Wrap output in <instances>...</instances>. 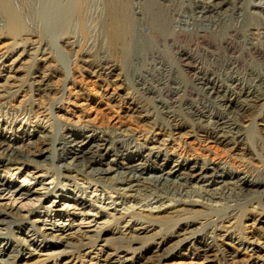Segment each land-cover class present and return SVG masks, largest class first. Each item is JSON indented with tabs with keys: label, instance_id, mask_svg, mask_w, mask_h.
<instances>
[{
	"label": "bare ground",
	"instance_id": "1",
	"mask_svg": "<svg viewBox=\"0 0 264 264\" xmlns=\"http://www.w3.org/2000/svg\"><path fill=\"white\" fill-rule=\"evenodd\" d=\"M74 21L86 38L96 23L100 42L79 49L80 40L70 33ZM46 33L100 87L121 80V73L128 75L141 62L161 69L137 77L134 89L143 100L165 98L153 109L177 107L185 113L168 125L151 113L137 114L159 131L158 138L82 122L81 106L61 103L51 84L59 62ZM3 42L0 198H43L28 208L0 199V226L5 227L0 228V264H166L183 256L264 264V250L255 240L231 235L248 206L264 204V173L252 176L226 164L182 159L175 140L186 131L214 147L247 150L264 163V5L253 0H0ZM104 43L109 51L102 50V57ZM171 60L179 75L171 73ZM107 90L106 96L116 100L117 93ZM46 100H56L50 112ZM207 103L224 109L212 121ZM255 111L261 155L249 146L253 125L247 123ZM13 165L48 173L50 166L57 168L51 176L56 184L46 193L16 186L2 175ZM52 196L79 209L45 207ZM197 208L210 213L188 216ZM199 219L217 227L236 222L221 235L201 232ZM34 256L39 259L33 262Z\"/></svg>",
	"mask_w": 264,
	"mask_h": 264
},
{
	"label": "rangeland",
	"instance_id": "2",
	"mask_svg": "<svg viewBox=\"0 0 264 264\" xmlns=\"http://www.w3.org/2000/svg\"><path fill=\"white\" fill-rule=\"evenodd\" d=\"M253 2L255 4L264 5V0H253ZM77 23L78 22L74 21V24H73L72 29H71L72 31L70 30V33H72V35L74 34V36H76V38L78 37L77 39L80 40V48L79 49H81V48L84 49L87 47L88 44H91L93 42L94 43L100 42V41L99 42L96 41V40H98V37H99L98 33H100L98 27L95 25L96 23L93 24L94 26L93 25L91 26V28L93 30L91 28L90 29L88 28V31L89 30L90 31L87 33V36H88L87 38L84 35H83L84 37L81 36L83 34V32H82L81 28H79L80 27V26H78L79 24H77ZM93 31H95V32H93ZM79 33H81V34H79ZM95 33H97V36ZM46 35H47L46 36L47 39L50 41V44L52 46L53 51L54 52L56 51L54 54H55L56 58H58L57 60L59 62L58 63L59 64L58 69H53V71H55L56 73H54L55 75L51 78V79H53V80H51V82H52L51 84H53L52 86H55L58 90V93H60L62 95V98L59 100V101H62V99H63V102H61V103H66V105H69V104L76 105L77 104V105L81 106L80 107L81 108L80 117H81L82 122L83 121L88 122L89 124H94L95 126H98L101 129H104V130L107 129V131H112V132L120 130V129L121 130H128V128H129L130 130H128V131H134L136 129V130L142 132L143 134L146 133L145 135H147V136L148 135L149 136L150 135L151 136L157 135L156 138H158L159 135H158V133H156L157 130L154 131L151 128H149V126H147L146 124H144L140 120L139 116H136L137 114L141 115L143 113V115H141V116H144L145 114L151 113V116H153L154 119L161 121L163 124L165 123V125H168L173 120V118L181 117V115H183L185 113V112H183V110H180L177 107L172 108L173 112L170 108H167V107L165 110H162L159 108H158V110L153 109L154 107L156 108L157 101H160L161 99L163 101H165V98H159L157 101H153V100L147 101V100H145V98L143 100V97L140 96L137 93V91L135 90L137 87L135 86L134 80H136L137 77L145 75V74L147 75V72L150 74H153V73L159 74V72L160 73L162 72L161 69L158 70L157 68L152 67L148 63H145V62L142 63L141 62L140 65L139 64L134 65L133 71L130 70L128 75L124 74V76H123V74L121 73L120 74L121 76L119 77L121 80L116 81V82H109L107 85L105 83L103 85L104 87H100L99 84L97 83V81L95 83L96 78L90 76L89 73L86 72L85 70H82V67H80L81 66L80 63L77 64V62H75V59H74L75 57L73 54L69 53V56H68L67 53L63 52V49L60 47L61 42L59 40L54 38L51 33H46ZM87 39H89V40H87ZM59 43H60V45H59ZM4 46H5V42L0 44L1 49L6 47V46L5 47ZM54 48H55V50H54ZM99 48H102L101 49V52H102L101 56L103 55L102 57L105 56V54H103L104 53L103 51H105V52L109 51L108 44H105V43L103 44V46L100 45ZM63 53L65 54V56H63ZM102 61H105V59H103ZM60 64L63 66H61ZM170 64H171V71H172L171 73H173V74L175 73L174 75H176L178 73L177 75H179L178 68L176 66L175 61L171 60ZM148 66H149V68H147ZM156 67H159V66H156ZM255 67H257V66L255 65ZM72 77H73V79H72ZM70 79L73 81H71ZM64 85H66V86H64ZM105 87H106V89H108L107 90L108 92L118 94V95L116 94V97H117L116 100H111L106 96V92L103 91V89ZM26 90L28 91V88H26ZM112 91H115V92H112ZM79 92L83 93L82 97H80L77 94ZM135 93H137V94H135ZM60 94H59V96H60ZM119 96H121L122 99ZM151 101H153V102L151 103ZM55 102H56V100H52V101L46 100V101H44V106L46 105L45 107L47 109H49V112H50V110L52 109V106L54 105ZM204 102H207V100L206 101L204 100ZM200 103H203V102L199 101L198 104H200ZM207 104L209 105V108L207 109V111H208V114H209L210 119H211L210 121H212V118L217 114L218 111L223 112V110H224L223 107H221V106L218 107L215 104H209V103H207ZM149 105H150V107H148ZM50 106H51V108H48ZM151 110L152 111L155 110V111L152 112ZM160 110L162 112H160ZM179 112H180V114H179ZM173 113H174V115H173ZM157 114H159V115H157ZM258 115H259L258 111H255L253 114H251L249 116V122L247 123V126L253 125L252 126L253 131H251L250 132L251 135L249 134V136H248L249 137V146H251L252 148L255 147L253 150L254 151L256 150L255 152L257 154L259 152L258 155H261L263 153L261 151V148L257 145L258 140L260 139V137H262L261 133L259 131L260 127H258V120H259ZM50 116L51 115H48L47 118L49 120H52V122H53L55 119H51ZM158 116H160V117H158ZM162 118H165V119H162ZM55 121L57 123H60L59 120H55ZM60 121H62V119H60ZM62 122H64V120ZM56 124H55V128L57 130V129H59L60 125L57 124V126H56ZM254 125H255V128H254ZM157 132H159V131H157ZM186 133H187L186 131H183L182 133H180L182 136L179 134L180 137H177L178 135L175 137L176 142L178 144H180V146L182 148V150L180 152L182 155L181 154L179 155L182 159H197V160H202V161L208 160V161H213L214 163H216L218 165H221V164L225 165L226 164L229 168H232L234 170L246 171V172L252 174V176L253 175L257 176L259 173H264V163L257 160L254 157L255 155L254 156L252 155L253 153L251 154V152H249L247 150L242 151L243 153H241V152L236 153L235 151L228 150L224 147H218V146L214 147V146L210 145L208 142H204V141L200 140L199 138H196V136L194 134H192V133L186 134ZM246 148H247V146H246ZM49 169H50L49 170L50 173L44 171L41 168H37L36 166H33V165H13V166H9L8 171L4 172L2 175L5 176L6 179H8L10 182L14 183L16 186H20L21 188H26V189H30V190H38L42 193H46L47 191H50L52 188H54V186L56 184V180L53 177H51L52 172H54V171H56L54 173L58 172L57 168H53L52 166H50ZM75 181L79 185L82 184L83 186H86V185H84L86 183H83L82 181H79V180H75ZM63 192H64L63 193L64 195H66V196L68 195V192L65 188H63ZM14 198H15V196L11 197V195H5L4 194L1 196L0 199H1L2 203H4V204L7 203L10 205L11 203L15 202L13 200ZM41 198H43V197L40 196L39 194H36L29 199H21L17 196L15 206L28 208L34 204L39 205L40 202H38V199H41ZM256 204L257 203H255V205L253 204V205L248 206L246 208L247 211L245 210L246 213H244L245 215H244L243 219H241L238 222L239 228L238 229L236 228V230H234V232H232L231 235H233L236 238H240L242 240H244L245 238L249 239V240H251V239L255 240L264 250V207H263L264 204L261 203L262 206H261V204L260 205L259 204L256 205ZM52 205H58V208H60V209L61 208L66 209L67 207H69L70 209L75 208V207H76V209H79V207L76 206L75 203H73L69 200L61 199V198H54L53 196L50 198V200L48 202L44 203L45 207L52 206ZM214 206H216V205H214ZM257 206H259V208H257ZM261 208H263V210ZM199 209L200 208L195 209V210H197V213H190V214L188 213V216L189 215L195 216V214H196V216H199L205 211L202 209H200V211H199ZM201 210H202V212H201ZM78 211L79 210H76V212H78ZM90 212L93 215L95 214V212H93V211H90ZM205 212L210 213V211H205ZM224 212L225 211L223 210V211L218 212V213L223 215ZM235 222H236L235 220L232 222L226 221L223 225L221 224V225H219V227H217V225H214L213 223L211 225L210 224L207 225L206 220L199 219V224H197V227H199L201 229V232L203 231V233H206V231L207 232L208 231L213 232L216 230L215 232L217 234L222 235L225 233V231L228 229V227L232 223H235ZM0 228L5 229V227H3V226H0ZM5 232H7V230H5ZM15 234L19 235V232H16ZM263 255H264V253H263ZM38 259H39V257L34 256L33 262L35 260H38ZM28 263H29L28 261L20 260L17 264H28ZM166 264H219V263L216 261L209 262V263L208 262H202V261H200V260H198L192 256H183L181 258L171 260Z\"/></svg>",
	"mask_w": 264,
	"mask_h": 264
}]
</instances>
